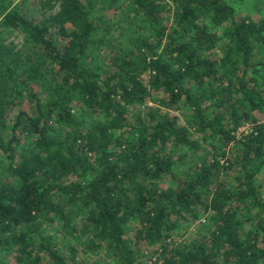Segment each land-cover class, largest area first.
I'll return each instance as SVG.
<instances>
[{
    "label": "trees",
    "instance_id": "trees-1",
    "mask_svg": "<svg viewBox=\"0 0 264 264\" xmlns=\"http://www.w3.org/2000/svg\"><path fill=\"white\" fill-rule=\"evenodd\" d=\"M3 1L0 34L24 33L37 59L0 44V125L34 101L0 134V264H145L146 250L150 264H264V15L54 0L36 20Z\"/></svg>",
    "mask_w": 264,
    "mask_h": 264
},
{
    "label": "rangeland",
    "instance_id": "rangeland-1",
    "mask_svg": "<svg viewBox=\"0 0 264 264\" xmlns=\"http://www.w3.org/2000/svg\"><path fill=\"white\" fill-rule=\"evenodd\" d=\"M234 7L237 10L239 15H249L253 18H259L264 15V0H231ZM6 4H9V7L17 6V8L21 9L25 12L26 15L29 17L39 20L44 18L48 15L55 13L59 8V3L55 2L54 0H4ZM9 2V3H7ZM118 9H113L109 11H105L104 15L109 22H115L118 26H120V18H118ZM69 26V25H67ZM51 38L55 41L62 39L52 31ZM63 43V42H62ZM0 44L6 46L9 51L15 56L19 57L23 62L27 61V56L32 55L34 56V51L30 48L29 44L25 42V35L24 33L14 30L13 32L3 33L0 34ZM105 53H101L100 58H103ZM37 56H34L33 59H37ZM102 61V60H101ZM17 105H10L4 113V124L3 126L0 125V134H9L12 124L15 120L16 113L19 109L24 110H31L34 104V101H31L27 98L23 100H15ZM249 130L248 124L244 123L241 124L237 132H247ZM233 149H230L228 152V156L232 152ZM174 154H183L185 153V149L180 151H173ZM188 155L184 158V166L178 167L177 171L181 172L187 165L193 162L196 159V156L190 152H186ZM233 154V152H232ZM230 171V170H229ZM225 176V175H223ZM232 178V177H231ZM261 193L264 194V175L261 176ZM207 213L203 214L200 219L198 220H187L181 226L182 234H175L173 239L180 240L186 236L193 235L197 227L200 223H202L204 218H206ZM104 253V252H103ZM104 257L102 252L99 255L92 256L91 254H81L77 255V260H79L82 264H88L91 260L95 258ZM156 256V255H154ZM150 257V250L143 251V254L140 256L139 260L144 262L145 264H150L149 261Z\"/></svg>",
    "mask_w": 264,
    "mask_h": 264
},
{
    "label": "built area",
    "instance_id": "built-area-1",
    "mask_svg": "<svg viewBox=\"0 0 264 264\" xmlns=\"http://www.w3.org/2000/svg\"><path fill=\"white\" fill-rule=\"evenodd\" d=\"M155 258L153 257L152 260H154Z\"/></svg>",
    "mask_w": 264,
    "mask_h": 264
}]
</instances>
